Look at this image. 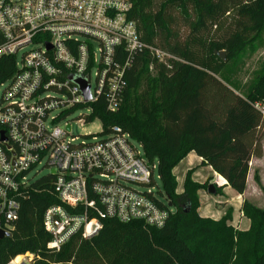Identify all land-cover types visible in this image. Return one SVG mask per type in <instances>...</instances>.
<instances>
[{"label": "trees", "instance_id": "1", "mask_svg": "<svg viewBox=\"0 0 264 264\" xmlns=\"http://www.w3.org/2000/svg\"><path fill=\"white\" fill-rule=\"evenodd\" d=\"M130 19L143 45L171 59L163 64L145 50L128 57L113 110L103 93L83 117L99 121L100 135L116 126L141 145L143 159L157 163V194L173 213L160 229L106 219L94 237L76 235L52 251L43 214L61 204L44 175L22 191L13 230L0 239V264L24 254L32 264H264V208L241 203L245 230L231 225L229 213L202 218L197 193L208 185L193 180L197 167L185 172L181 193L174 175L193 153L234 193L245 192L250 160L263 154L264 115L256 105L264 106V62L242 87L229 68L254 51L264 0H133ZM221 51L225 60L216 55ZM126 58L118 48L116 61ZM13 70V57L0 58V84ZM252 180L262 189L257 173Z\"/></svg>", "mask_w": 264, "mask_h": 264}, {"label": "built area", "instance_id": "2", "mask_svg": "<svg viewBox=\"0 0 264 264\" xmlns=\"http://www.w3.org/2000/svg\"><path fill=\"white\" fill-rule=\"evenodd\" d=\"M132 8L133 0H0V58H14L0 84V231L11 234L22 191L43 171L61 204L43 214L52 251L76 235L94 237L106 219L160 229L173 213L157 194V163L143 159L140 144L116 126L79 142L68 122L76 111L89 116L103 93L113 110L128 57L145 50L163 64L171 59L141 43ZM78 79L87 80L88 102ZM32 261L24 254L7 264Z\"/></svg>", "mask_w": 264, "mask_h": 264}, {"label": "rangeland", "instance_id": "3", "mask_svg": "<svg viewBox=\"0 0 264 264\" xmlns=\"http://www.w3.org/2000/svg\"><path fill=\"white\" fill-rule=\"evenodd\" d=\"M264 62V30L260 35L259 41L255 43L254 51L249 53L247 52L244 56V59L238 63L234 68H229V71L232 73V77H236L238 83H240V86L246 85L252 77H254L255 73L260 69L261 64ZM93 84V77H91V85ZM80 115H86L85 111H76L72 115L68 117V122L71 126V134L74 136H77L80 141H85L90 138L91 135H97L101 131V124L99 121L95 120L91 123H85V118L80 117ZM188 162H183L179 166H177V169L175 170V177L176 181L178 183V193H181L182 191V181H183V173L186 169V165ZM199 165V164H198ZM196 169L197 171L193 174L194 179L198 180V183L203 184L204 182L207 183L208 187L209 185H215L219 186V182L212 179L210 180H204V177L207 174V171L205 170L204 166L199 165ZM46 172H41L38 176L34 178V180L38 179L39 177L45 175ZM252 182V181H251ZM157 187L159 190H161L160 182L157 181ZM216 193V192H215ZM198 199H199V208L197 210V213L200 217H204V215L212 217L213 220L221 219L222 217L228 215L231 217V225L234 227H238L239 230H243V226L241 224L242 221H244V217H242V214L240 213V204L237 208H228L226 209L225 206L227 205L225 202L221 203L223 200L222 195H210L206 192L205 189L200 190L198 193ZM204 196L207 199V202H204ZM245 200L252 203L254 206L257 207H264V186H262V189H258L253 182L249 186L246 195ZM210 206V214L206 213L204 214V206Z\"/></svg>", "mask_w": 264, "mask_h": 264}, {"label": "crops", "instance_id": "4", "mask_svg": "<svg viewBox=\"0 0 264 264\" xmlns=\"http://www.w3.org/2000/svg\"><path fill=\"white\" fill-rule=\"evenodd\" d=\"M183 162H188L187 164L185 163V165H186L185 168L186 169L184 170V173H183V176H182L184 178L185 172L188 169L198 167L200 165V163H201V159L196 157L193 153H190V154H188V156L184 160H182L180 162V164L183 163ZM204 168L207 171V174L204 177V180H210L211 181L212 179H214L217 182H219L218 183L219 184L218 187L221 188V195H222V198H220V199L223 200L221 203L225 202L227 204L225 206V208L226 209H228V208H237L238 209V205L239 204L241 205V203L243 201H246L245 200V195H246V192H247L249 186L253 182L252 177H253L254 173H257V176L259 178V182L261 184V187L264 186V139H263V154H262V157L259 158V159L258 158H251V160H250L248 175H247V179H246V190H245V192L242 195H237L229 187L225 186V182L220 177H218L209 167H205L204 166ZM176 169H177V167H176ZM175 170H174V175H175V172H176ZM193 180L198 182V180L194 179V177H193ZM253 184L258 189H260L254 182H253ZM205 198L206 197L204 196L203 201L208 203L207 199H205ZM255 207H257V206H255ZM257 208L263 209L264 207H257ZM203 212H204V214H206V213L210 214V206L205 205ZM204 217L205 218H212V217L207 216V215H204ZM241 224L243 226V230H245L248 227V221H246V220L242 221Z\"/></svg>", "mask_w": 264, "mask_h": 264}, {"label": "water", "instance_id": "5", "mask_svg": "<svg viewBox=\"0 0 264 264\" xmlns=\"http://www.w3.org/2000/svg\"><path fill=\"white\" fill-rule=\"evenodd\" d=\"M216 55L221 60H225V53L223 51L216 52ZM73 83L79 88L83 100L85 102L90 101L89 85L87 83V80L86 79H78V80L73 81ZM50 174H52V172ZM207 193L210 194V195H214L215 194V190H214L212 185H209V187L207 189ZM168 206L171 207V205H168ZM9 235L10 234H8V233L0 231V239H2L4 237H8Z\"/></svg>", "mask_w": 264, "mask_h": 264}]
</instances>
